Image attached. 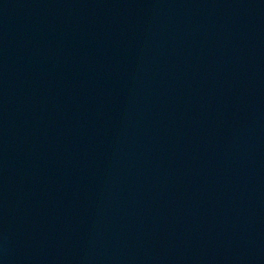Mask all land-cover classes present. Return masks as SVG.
<instances>
[{
  "label": "water",
  "instance_id": "1",
  "mask_svg": "<svg viewBox=\"0 0 264 264\" xmlns=\"http://www.w3.org/2000/svg\"><path fill=\"white\" fill-rule=\"evenodd\" d=\"M0 264H264V0H0Z\"/></svg>",
  "mask_w": 264,
  "mask_h": 264
}]
</instances>
